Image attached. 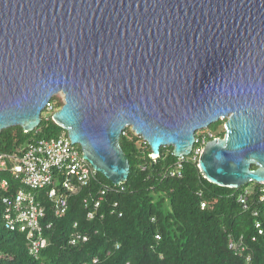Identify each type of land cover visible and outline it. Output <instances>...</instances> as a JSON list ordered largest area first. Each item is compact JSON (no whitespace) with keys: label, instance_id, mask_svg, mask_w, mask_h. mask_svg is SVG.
Returning <instances> with one entry per match:
<instances>
[{"label":"water","instance_id":"95a60500","mask_svg":"<svg viewBox=\"0 0 264 264\" xmlns=\"http://www.w3.org/2000/svg\"><path fill=\"white\" fill-rule=\"evenodd\" d=\"M58 93L53 119L115 184L127 127L181 157L223 117L201 173L264 183V0H0V130L33 131Z\"/></svg>","mask_w":264,"mask_h":264},{"label":"trees","instance_id":"16d2710c","mask_svg":"<svg viewBox=\"0 0 264 264\" xmlns=\"http://www.w3.org/2000/svg\"><path fill=\"white\" fill-rule=\"evenodd\" d=\"M63 104L61 96L52 97L51 114H43L50 110L45 108L33 131L0 130V151L68 134L52 117ZM221 125L214 122L196 136L223 137ZM120 144L130 163L123 183L97 172L87 186L74 184L64 190L68 208L62 216L34 191L46 208L47 245L38 256L30 253L26 233L5 225L4 196L20 186L11 180L10 190L0 189V264H264V183L215 184L201 173L193 153L181 175H171L179 160L174 147L162 146L153 157L150 144L130 127Z\"/></svg>","mask_w":264,"mask_h":264},{"label":"built area","instance_id":"2783aa9c","mask_svg":"<svg viewBox=\"0 0 264 264\" xmlns=\"http://www.w3.org/2000/svg\"><path fill=\"white\" fill-rule=\"evenodd\" d=\"M47 107L53 109L50 103ZM208 134L212 136L211 132ZM206 142V136H196V144L189 154L193 153L192 159L200 157ZM189 155L179 157L177 169L171 171V175L176 171L181 175L183 161ZM97 172L84 158L81 146L72 143L65 133L57 138L30 142L12 152L0 151V189L10 190L11 180L20 186L4 196L6 227L26 233L30 253L38 256L47 245L42 223L46 218V208L34 191L53 202L56 215L62 216L68 208L64 190H73L74 184L87 186L96 178ZM245 199L241 197L242 201ZM98 205L99 202L96 203ZM89 216L93 217V214ZM49 227L51 223L46 225Z\"/></svg>","mask_w":264,"mask_h":264},{"label":"rangeland","instance_id":"374dc122","mask_svg":"<svg viewBox=\"0 0 264 264\" xmlns=\"http://www.w3.org/2000/svg\"><path fill=\"white\" fill-rule=\"evenodd\" d=\"M55 95H57V96H61L63 99H64V96H63V94L62 93H58V94H55ZM54 95V96H55ZM53 96V97H54ZM56 111H57V109H56ZM47 112V113H46ZM43 114H45V115H48V114H51V110H48V111H44L43 112ZM52 114H53V112H52ZM226 117H223V118H220V120H222V125L218 128V131H223V130H225V127H224V124H225V121H226ZM131 128V127H130ZM209 128V127H208ZM132 129V128H131ZM207 130V128H203V129H201V130H199L198 132H204V131H206ZM214 133V132H213ZM169 147H173L172 145H170Z\"/></svg>","mask_w":264,"mask_h":264}]
</instances>
